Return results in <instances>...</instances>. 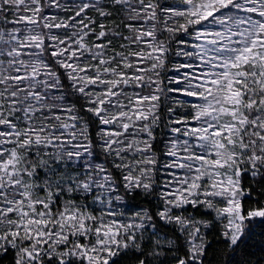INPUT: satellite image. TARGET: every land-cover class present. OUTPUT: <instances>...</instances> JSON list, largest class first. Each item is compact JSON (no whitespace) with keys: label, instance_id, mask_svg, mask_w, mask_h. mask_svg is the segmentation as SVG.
Instances as JSON below:
<instances>
[{"label":"snow or ice","instance_id":"1","mask_svg":"<svg viewBox=\"0 0 264 264\" xmlns=\"http://www.w3.org/2000/svg\"><path fill=\"white\" fill-rule=\"evenodd\" d=\"M4 261L264 264V0H0Z\"/></svg>","mask_w":264,"mask_h":264},{"label":"trees","instance_id":"2","mask_svg":"<svg viewBox=\"0 0 264 264\" xmlns=\"http://www.w3.org/2000/svg\"><path fill=\"white\" fill-rule=\"evenodd\" d=\"M54 11H55V10H54ZM256 233H257V235L254 236V238H253L252 246H251V248H250V251H251L252 253H255L256 256H259V255H261V251H260V249H261V246H262V244H261V236L259 235V233H260V229H259V228L256 229ZM234 259H235L237 262H239V260H240L241 258H240V257H234ZM3 264H7V261H4Z\"/></svg>","mask_w":264,"mask_h":264}]
</instances>
